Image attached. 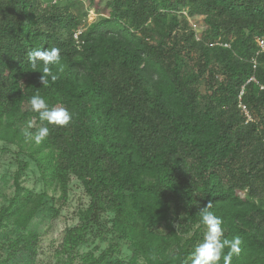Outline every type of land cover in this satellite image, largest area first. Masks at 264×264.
I'll return each instance as SVG.
<instances>
[{
	"label": "trees",
	"instance_id": "1",
	"mask_svg": "<svg viewBox=\"0 0 264 264\" xmlns=\"http://www.w3.org/2000/svg\"><path fill=\"white\" fill-rule=\"evenodd\" d=\"M101 1L0 0V141L28 154L64 203L72 177L90 198L54 247L58 264L109 233L85 264H140L108 261L122 241L141 264H184L208 201L242 241L232 264H264V0ZM37 47L60 49L47 85L29 63ZM37 92L69 124L41 122L28 107ZM28 121L50 129L39 145ZM29 166L18 161L0 229H26L46 202L47 190L22 185Z\"/></svg>",
	"mask_w": 264,
	"mask_h": 264
},
{
	"label": "rangeland",
	"instance_id": "2",
	"mask_svg": "<svg viewBox=\"0 0 264 264\" xmlns=\"http://www.w3.org/2000/svg\"><path fill=\"white\" fill-rule=\"evenodd\" d=\"M97 17L96 9L91 8L89 22ZM189 19L197 33L200 34L204 28L202 16ZM202 89L204 90V86ZM24 127L23 130L27 128ZM20 159L30 163L22 177L23 187L35 193L47 190L48 197L26 229H19L12 220L7 221L0 229V264H58L54 255V247L61 241L66 230L78 223V213L87 207L90 198L82 183L76 177H72L68 200L64 203L60 198L61 190L55 184L44 182L38 166L28 154L21 152L15 144L0 141V208L8 204L15 194L14 175ZM56 210H59V213H56ZM159 229L164 231V226H160ZM106 237L105 239L96 234L90 235L88 241L76 250L75 259L71 264H85L84 261L90 254L99 256L111 241L110 233ZM10 253H13L11 257ZM117 260L126 262L136 260L140 264L143 262L141 257L135 255L131 244L126 241H122L119 251L108 259L110 262Z\"/></svg>",
	"mask_w": 264,
	"mask_h": 264
},
{
	"label": "clouds",
	"instance_id": "3",
	"mask_svg": "<svg viewBox=\"0 0 264 264\" xmlns=\"http://www.w3.org/2000/svg\"><path fill=\"white\" fill-rule=\"evenodd\" d=\"M28 59L33 70L40 69V73H42L40 80L43 85H47L49 78L53 82L58 79V75L52 71L51 66L60 63L59 48H33L28 53ZM29 104L31 110L38 114L41 122L65 126L72 119V115L67 108L50 105L38 92L31 96ZM33 126L32 121L27 122L24 136L27 140H34L39 145L48 137L50 129L48 126H41L35 132L29 131ZM212 207V202L208 201L199 210L200 223L205 228L203 239L194 246L193 251L184 260V264H220L221 260L223 264H232L233 257L239 256L241 253V239L239 236L232 239L225 236V230L222 227L223 219L211 210ZM225 249H227L226 252Z\"/></svg>",
	"mask_w": 264,
	"mask_h": 264
},
{
	"label": "built area",
	"instance_id": "4",
	"mask_svg": "<svg viewBox=\"0 0 264 264\" xmlns=\"http://www.w3.org/2000/svg\"><path fill=\"white\" fill-rule=\"evenodd\" d=\"M258 42L260 46L264 49V38H258ZM226 46H229V44H226Z\"/></svg>",
	"mask_w": 264,
	"mask_h": 264
}]
</instances>
